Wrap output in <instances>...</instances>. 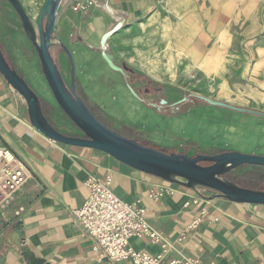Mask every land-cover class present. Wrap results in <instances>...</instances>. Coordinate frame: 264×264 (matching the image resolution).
Returning a JSON list of instances; mask_svg holds the SVG:
<instances>
[{"label": "crops", "instance_id": "1", "mask_svg": "<svg viewBox=\"0 0 264 264\" xmlns=\"http://www.w3.org/2000/svg\"><path fill=\"white\" fill-rule=\"evenodd\" d=\"M79 1L63 0L52 54L68 84L74 67L76 91L91 111L108 127L136 139L163 114L145 96L157 94L162 81L157 59L138 57L142 42L156 44L171 76L180 65L204 67L212 75L219 72L216 56L224 54L220 42L252 0H95L91 9L75 10ZM20 2L36 23L46 0ZM10 4L0 0V16ZM119 22L122 26L108 37L106 51L116 64L128 66L125 73L114 70L103 56L102 38ZM15 25V20H0V33ZM34 82L38 86L28 81L53 106L42 83ZM0 145L25 160L31 174L12 202L0 208V264H109L74 214L89 194L87 177L105 179L109 174L115 194L144 207L149 224L170 243L162 264L173 258L198 259L199 264H264V204L235 202L211 189L205 194L102 150L51 139L31 123L24 98L1 72ZM162 187V194H151ZM132 241L151 254L161 250L148 238Z\"/></svg>", "mask_w": 264, "mask_h": 264}, {"label": "rangeland", "instance_id": "2", "mask_svg": "<svg viewBox=\"0 0 264 264\" xmlns=\"http://www.w3.org/2000/svg\"><path fill=\"white\" fill-rule=\"evenodd\" d=\"M252 1L250 7L241 8L226 38L220 42L224 54L216 56L219 72L212 75L204 67L180 65L171 76L160 60L156 44L147 40L142 42L138 57L149 61L157 59L158 78L162 81L157 94L145 96L155 102L156 109L167 110L168 114H161L159 121H152L142 135L135 136L136 139L190 156L228 150L264 154V115L216 105L205 99L264 112V0ZM0 20L16 21L14 27L0 33V47L12 66L34 87L38 86L35 78L42 83L43 91L46 90L45 94L53 102L52 106L41 100L48 119L66 134L85 136L55 99L38 52L11 4ZM149 47L151 50L148 51ZM190 72L193 73L191 79L187 77ZM223 79L227 84L222 82ZM188 94L200 97L173 105ZM162 99L167 102L161 104ZM223 176L246 187L264 189V166L261 165L244 163ZM199 190L205 194L211 192L205 187H199Z\"/></svg>", "mask_w": 264, "mask_h": 264}, {"label": "water", "instance_id": "3", "mask_svg": "<svg viewBox=\"0 0 264 264\" xmlns=\"http://www.w3.org/2000/svg\"><path fill=\"white\" fill-rule=\"evenodd\" d=\"M9 1L17 11L26 34L38 52L43 73L56 100L67 115L85 132V136L66 134L52 124L40 104L38 93L12 66L0 47V72L12 88L24 98L30 121L36 129L51 139L65 144L102 150L136 169L170 182L192 189L209 188L215 191L216 196H222L235 202L264 204V189L246 187L223 176L244 163L264 166V154L228 150L190 156L180 152H165L113 130L91 111L77 93L74 67H72L71 80L68 84L52 54V47L58 44L53 31L63 0H46L37 24L30 18L20 0ZM121 26L119 22L103 36L102 47L103 56L108 64L114 70L125 73L129 69L128 66L116 64L113 56L106 51L108 37ZM62 46L67 50L65 45ZM130 89L135 96L142 99L134 88L130 87ZM187 99L188 97L185 96L173 105H178ZM205 99L216 105L264 115V112L258 110L233 106L223 101L211 100L208 97ZM166 102L165 99L161 100V104ZM202 162L209 163L203 164Z\"/></svg>", "mask_w": 264, "mask_h": 264}, {"label": "built area", "instance_id": "4", "mask_svg": "<svg viewBox=\"0 0 264 264\" xmlns=\"http://www.w3.org/2000/svg\"><path fill=\"white\" fill-rule=\"evenodd\" d=\"M95 0H83L74 9H91ZM30 168L13 149L0 145V208L9 205L18 190L30 177ZM112 175L100 179L89 175L85 181L89 194L83 204L74 212L86 235L93 239V248L109 264L130 261L131 264H162L170 250V243L148 222L145 208L138 202H128L112 189ZM166 191L152 192L160 195ZM207 198V196H203ZM134 238H148L160 245L157 254L138 249ZM169 264H199L198 259L173 258Z\"/></svg>", "mask_w": 264, "mask_h": 264}, {"label": "trees", "instance_id": "5", "mask_svg": "<svg viewBox=\"0 0 264 264\" xmlns=\"http://www.w3.org/2000/svg\"><path fill=\"white\" fill-rule=\"evenodd\" d=\"M187 97H188V98H193V97H200V96H198V95H196V94H188ZM39 101H40V104H41V99H39ZM160 112L163 113V114H168V111H167V110H163V109H161ZM132 139H133V138H132ZM135 140H136V139H135ZM136 141H138V142H140V143H143V142L140 141V140H136ZM143 144H145V143H143ZM146 145L153 146V145H151V144H146ZM154 147H156V146H154ZM156 148H158V149H160V150H163V151H165V152H173V151H169V150H167V149H165V148H160V147H156ZM202 163H203V164H206V162H202Z\"/></svg>", "mask_w": 264, "mask_h": 264}, {"label": "bare ground", "instance_id": "6", "mask_svg": "<svg viewBox=\"0 0 264 264\" xmlns=\"http://www.w3.org/2000/svg\"><path fill=\"white\" fill-rule=\"evenodd\" d=\"M25 78V77H24ZM26 79V78H25ZM27 81V80H26ZM28 82V81H27ZM55 97V96H54ZM56 99V98H55Z\"/></svg>", "mask_w": 264, "mask_h": 264}]
</instances>
